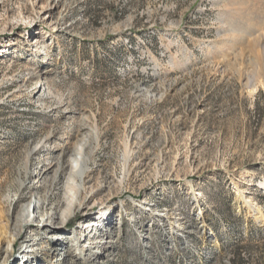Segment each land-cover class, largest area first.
<instances>
[{
  "label": "rangeland",
  "instance_id": "obj_1",
  "mask_svg": "<svg viewBox=\"0 0 264 264\" xmlns=\"http://www.w3.org/2000/svg\"><path fill=\"white\" fill-rule=\"evenodd\" d=\"M81 149L69 236L10 264H264V0H0V205Z\"/></svg>",
  "mask_w": 264,
  "mask_h": 264
},
{
  "label": "bare ground",
  "instance_id": "obj_2",
  "mask_svg": "<svg viewBox=\"0 0 264 264\" xmlns=\"http://www.w3.org/2000/svg\"><path fill=\"white\" fill-rule=\"evenodd\" d=\"M43 149V146L33 149L29 154L30 158H36ZM69 162V169L65 180L61 179L64 165H60V161L57 162L51 159L45 160L43 168L38 173H30L27 168L23 174L24 176L20 178L19 184L21 190L26 189L34 191L31 199L23 204L16 212H13L14 201L11 203V208L9 210L1 203L0 215L4 216L7 221L6 224L0 225V260H5V264L11 263V261H7V256L11 253L10 246H15L16 243L23 238L22 232L29 230L43 231L52 236L56 245H62L65 242L64 239L69 236L65 233L67 232L66 222L76 208L77 200L85 187L88 177V159L84 155L83 149H81L71 153ZM52 172H55L53 186L58 185L61 181L66 190L64 208L62 210H55L50 206L49 198L51 192L43 195L38 191L39 188L42 187L40 186L42 175ZM258 214H260V212ZM90 226L98 225L92 222L85 227ZM16 227L20 228L19 234L14 231ZM77 232L78 229L73 231L72 237L75 238V242L79 243L81 239L77 238ZM31 241L32 240L26 239L25 243L30 244ZM6 244L8 245L7 247ZM25 248L23 253L26 256V254L28 255L31 252L28 248L32 247L25 245ZM14 262L15 264L18 263V261Z\"/></svg>",
  "mask_w": 264,
  "mask_h": 264
}]
</instances>
